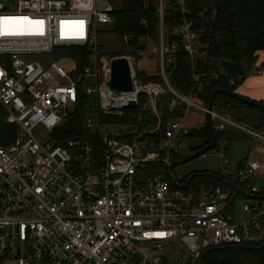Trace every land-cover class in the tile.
Returning <instances> with one entry per match:
<instances>
[{
	"label": "built area",
	"instance_id": "2783aa9c",
	"mask_svg": "<svg viewBox=\"0 0 264 264\" xmlns=\"http://www.w3.org/2000/svg\"><path fill=\"white\" fill-rule=\"evenodd\" d=\"M114 1L0 0V126L14 128L4 132L10 142H0V264H203L210 249L264 245V186L252 183L264 178V163L232 162L227 141L217 147L220 185L195 192L176 179L173 186L161 173L145 178L150 163L170 166L187 134L205 126L184 124L192 109L206 119L209 114L217 132L237 129L254 144L264 142V130L240 124L171 85L167 69L177 53L191 59L205 53L185 16L187 0H177L183 17L170 27L164 24L165 0H156L159 47L150 51L159 56L162 80L139 78L136 55L123 54L133 89L115 94L108 86L112 58L98 42L102 25L113 21ZM67 47H87L90 65L78 68L71 60L74 67L66 69L54 52ZM146 49L145 42V49L135 51L142 57ZM81 102L85 127L105 146L101 158L78 138L55 143L57 128ZM181 107L184 114L163 128V117ZM146 114L157 120L154 128L105 120L118 115L144 121ZM177 243L193 253L185 249L173 262Z\"/></svg>",
	"mask_w": 264,
	"mask_h": 264
},
{
	"label": "trees",
	"instance_id": "16d2710c",
	"mask_svg": "<svg viewBox=\"0 0 264 264\" xmlns=\"http://www.w3.org/2000/svg\"><path fill=\"white\" fill-rule=\"evenodd\" d=\"M13 3L15 0H4ZM164 24L170 27L173 21L183 17L177 0H165ZM185 16L192 22L193 29L198 33L200 46L204 54L195 59L184 52L177 53L168 67L171 85L181 94L192 96L203 105H209L213 93H216L213 107L222 113L229 114L235 121L252 129L264 130V101H254L236 93V88L251 74L258 54L264 51V0H187ZM112 23L109 32L126 39L132 49H139L146 40H159L160 17L157 8L149 9L148 0H118L113 2L111 11ZM174 37L168 35L171 43ZM90 50L78 47L60 48L54 52V57L60 62L75 61L78 68L90 65ZM106 55V53L104 54ZM118 55V54H117ZM123 55V54H119ZM139 78L152 81L162 80L158 74H149L137 69ZM225 91V92H220ZM87 100L86 97H82ZM166 109L167 107L164 106ZM184 114L181 107L175 113L163 117L164 128L169 118ZM86 109L83 103L70 114L66 121L57 128L55 143L65 145L70 138H78L89 143L94 156L101 158L105 146L98 134L91 132L84 124ZM148 114H146L147 116ZM106 121L132 122L139 129H151L157 125V120L147 116L144 121H138L127 116H106ZM208 119L200 130L190 131L187 140H196L190 146L191 154L210 144L214 139L215 148L220 141H231L235 136H244L237 129L228 127L222 132L214 129ZM9 125L0 126V142L7 144L10 138L4 132L13 131ZM248 136V135H247ZM125 138V137H124ZM190 154V155H191ZM187 156L176 153L172 155V163ZM174 170V168H173ZM172 170V171H173ZM170 166L160 162L150 163L144 170L145 178L156 173L163 174L175 186ZM223 182L220 172L197 171L185 179L188 191L197 192L203 186H216ZM203 264H264V245L227 246L207 250Z\"/></svg>",
	"mask_w": 264,
	"mask_h": 264
},
{
	"label": "rangeland",
	"instance_id": "374dc122",
	"mask_svg": "<svg viewBox=\"0 0 264 264\" xmlns=\"http://www.w3.org/2000/svg\"><path fill=\"white\" fill-rule=\"evenodd\" d=\"M118 0H115V2ZM109 25H102V29L98 33V42L100 49L103 51V54L107 59H111L119 54H134L136 55V67L139 70L146 71L149 74H158L160 73V61L158 54L151 53L150 49L152 46L156 45L159 47L158 41L146 40L147 49L145 56H138L135 49H132L128 46L127 41L123 37L116 36L114 33L109 32ZM118 54V55H117ZM51 60V58H47ZM66 69H72L74 67L73 63L70 61L63 63ZM257 65V64H256ZM206 115L202 114L196 109H192L184 117V124L187 127H194L196 124L205 123ZM122 129L120 125H116L115 129ZM244 136L237 138L235 136L231 141L230 147L228 149V155L234 163H239L246 159H254L264 163V142L258 141L254 144L252 137L246 132H241ZM248 135V136H247ZM196 140H186L185 146L182 148L181 155L190 156L191 150L190 146L196 144ZM186 158V157H185ZM184 159V158H183ZM182 160V159H180ZM179 161V160H178ZM222 160L219 155L218 148H213L210 151L206 152L204 155H200L190 161L184 163L175 164L174 170L172 171V177L175 178L180 184L185 183V179L189 177L193 172L201 171H211V172H220L222 169ZM252 183L258 187L264 186V181L260 179H254ZM236 218L238 220L243 218L242 213V203L238 204L236 207ZM186 248L185 244L180 245L177 243L173 247V251L170 253L171 260L173 262L180 259V252H183ZM193 253V251L187 249L186 253ZM185 257L184 259H187Z\"/></svg>",
	"mask_w": 264,
	"mask_h": 264
},
{
	"label": "water",
	"instance_id": "95a60500",
	"mask_svg": "<svg viewBox=\"0 0 264 264\" xmlns=\"http://www.w3.org/2000/svg\"><path fill=\"white\" fill-rule=\"evenodd\" d=\"M1 2H4V0H1ZM148 6L149 9L154 10L156 9V0H148ZM141 49H145V43H142L140 45ZM108 86L111 90H113V92L115 94H120L123 91H131L133 89L132 86V80H131V67L129 64V61L127 59L126 56L124 55H120V56H116L113 57L111 60V75H110V79L108 81ZM220 92H225V91H220ZM216 93H213L211 101L208 105L209 109H212L213 107V101H214V97H215ZM132 106L134 105V103L131 104ZM208 122L211 125L212 123V119L211 116L208 114L207 116ZM216 146V141L214 139V134H213V141L204 146L203 148L199 149L198 151H196L195 153L191 154L190 156L176 162V163H172L170 165V171L173 170L175 164L178 163H184L187 161H190L200 155H204L206 152L210 151L211 149L215 148ZM175 181V179H174ZM188 184V183H187ZM186 184V185H187ZM164 261H167V257H163Z\"/></svg>",
	"mask_w": 264,
	"mask_h": 264
},
{
	"label": "crops",
	"instance_id": "0c3cea01",
	"mask_svg": "<svg viewBox=\"0 0 264 264\" xmlns=\"http://www.w3.org/2000/svg\"><path fill=\"white\" fill-rule=\"evenodd\" d=\"M260 70H264V51L259 52L251 74L236 88V93L254 101H264V73H257ZM260 178L264 181V178L260 176L254 179Z\"/></svg>",
	"mask_w": 264,
	"mask_h": 264
},
{
	"label": "snow or ice",
	"instance_id": "6c2138e0",
	"mask_svg": "<svg viewBox=\"0 0 264 264\" xmlns=\"http://www.w3.org/2000/svg\"><path fill=\"white\" fill-rule=\"evenodd\" d=\"M82 23V22H81Z\"/></svg>",
	"mask_w": 264,
	"mask_h": 264
}]
</instances>
